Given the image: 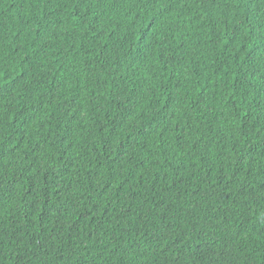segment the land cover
Instances as JSON below:
<instances>
[{
  "label": "trees",
  "instance_id": "16d2710c",
  "mask_svg": "<svg viewBox=\"0 0 264 264\" xmlns=\"http://www.w3.org/2000/svg\"><path fill=\"white\" fill-rule=\"evenodd\" d=\"M0 264H264V0H0Z\"/></svg>",
  "mask_w": 264,
  "mask_h": 264
}]
</instances>
